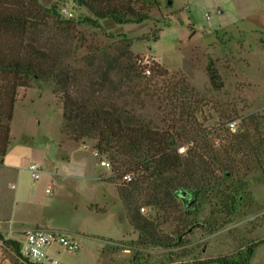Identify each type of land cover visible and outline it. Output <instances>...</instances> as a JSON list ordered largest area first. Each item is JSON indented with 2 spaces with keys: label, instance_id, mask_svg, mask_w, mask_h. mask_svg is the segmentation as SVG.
<instances>
[{
  "label": "rangeland",
  "instance_id": "obj_1",
  "mask_svg": "<svg viewBox=\"0 0 264 264\" xmlns=\"http://www.w3.org/2000/svg\"><path fill=\"white\" fill-rule=\"evenodd\" d=\"M260 1L155 0L156 7L141 24L117 25L103 19L94 27L82 22L88 14L71 0H36L45 9L53 8L61 19L72 21L49 23L37 32V40L60 54L84 91L99 81L104 61L127 51L135 67L149 70L142 81L155 95L153 102L144 103L142 110L136 100L134 104L144 117L153 118L158 107L166 110V90L177 88L181 80L200 101L193 120L209 133L206 140L215 149L224 144L215 136L237 133L241 120L250 114L262 117L258 130L264 141V35L255 30L254 22ZM208 57L215 61L222 80L220 92H213L208 84L204 72ZM122 58L118 64L123 66ZM143 59L148 62L144 67L139 62ZM155 66L166 76L154 74ZM109 78L115 86L114 75ZM52 89L47 81L31 80L29 87L16 90L9 147L0 164L1 236L19 238L32 228L61 231L78 246L71 254L59 251L58 259L66 264L237 261L247 247L264 240L261 153L259 164L252 156L242 158L236 177L196 195L187 208L176 200L178 212L157 222L159 232L172 239L184 225L187 234L181 248L138 247L137 231L127 224L115 191L122 178L106 182L115 177L110 165L109 169L99 166L107 161L94 156V140L73 142L60 132L61 101ZM233 114L236 118L231 121ZM231 122L233 130L228 127ZM30 165L40 170L36 181L31 179ZM222 194L227 200L223 210L218 207ZM140 213L153 219L157 212L143 208ZM0 264L29 263L13 251L1 250ZM245 264H264V242L252 248Z\"/></svg>",
  "mask_w": 264,
  "mask_h": 264
},
{
  "label": "trees",
  "instance_id": "obj_2",
  "mask_svg": "<svg viewBox=\"0 0 264 264\" xmlns=\"http://www.w3.org/2000/svg\"><path fill=\"white\" fill-rule=\"evenodd\" d=\"M71 1L87 12L82 22L94 27L103 19L117 25H138L147 21L148 12L156 7L155 0ZM49 23L66 25L72 21L61 19L53 8L45 9L36 0H0V164L9 147L16 90L29 87L31 80L47 81L61 101L60 132L73 142L94 140L92 150L109 163L115 177L106 182L131 175L130 181L115 185V191L127 224L137 231L135 244L165 251L181 248L187 234L184 225L172 239L159 232L157 222L178 212L176 200L187 208L196 195L236 177L242 158L252 156L259 164L264 153L258 130L262 117L247 115L237 133L216 135L219 144H224L215 149L206 140L209 133L193 120L200 101L181 80L177 88L166 90L167 109L155 108L153 118H146L137 111L144 103L153 102L155 95L142 81L143 70L135 67L129 52L104 61L99 81L90 83L89 90L84 91L78 88L76 72L61 62L60 54L37 40V32ZM122 56L123 66L118 64ZM152 70L159 77L166 76V71L156 66ZM204 72L211 90L220 92L223 83L211 57L206 59ZM111 74L117 80L115 86ZM135 100L141 104L138 110ZM235 118L233 114L231 121ZM183 145L188 146L178 154ZM218 201V207L226 209L223 194ZM142 208L157 213L149 219L140 213ZM262 242L247 247L237 261L216 258L190 264H245L252 248ZM2 250L20 255L13 241H5Z\"/></svg>",
  "mask_w": 264,
  "mask_h": 264
},
{
  "label": "built area",
  "instance_id": "obj_3",
  "mask_svg": "<svg viewBox=\"0 0 264 264\" xmlns=\"http://www.w3.org/2000/svg\"><path fill=\"white\" fill-rule=\"evenodd\" d=\"M63 12V11H62ZM66 14V11H64ZM143 63V67L147 64V60L143 59L139 61ZM143 75H148L149 70L143 69ZM228 127L233 130L234 122L228 124ZM178 154H183L184 149L179 148ZM96 156L97 154L94 153ZM99 166L109 169V164L105 161H100ZM28 171L31 174L32 181H36L39 178L40 170L35 165H30ZM122 181H130V176L125 174L122 177ZM49 192L48 188L45 190ZM140 209V211H142ZM5 241H13L16 243L20 256L24 257L29 264H66L56 256L59 251L66 253H74L78 246L75 241L58 230H48L41 228H32L30 230L22 231L19 238L8 239L0 235V251L3 249V243ZM54 251V254L52 253Z\"/></svg>",
  "mask_w": 264,
  "mask_h": 264
},
{
  "label": "crops",
  "instance_id": "obj_4",
  "mask_svg": "<svg viewBox=\"0 0 264 264\" xmlns=\"http://www.w3.org/2000/svg\"><path fill=\"white\" fill-rule=\"evenodd\" d=\"M258 5H259L258 6L259 9L256 11V18L254 19L255 30H258L261 34L264 35V0L258 2ZM260 43H262V41H260ZM93 154H94V152H93ZM52 253L54 254V251H52ZM56 256L60 257L61 253H58ZM71 262H72V264H76V262H74V261H71Z\"/></svg>",
  "mask_w": 264,
  "mask_h": 264
}]
</instances>
